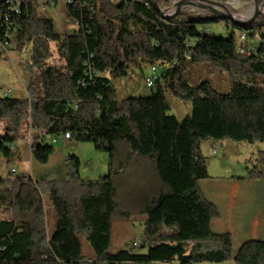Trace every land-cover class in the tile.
<instances>
[{"label": "trees", "instance_id": "1", "mask_svg": "<svg viewBox=\"0 0 264 264\" xmlns=\"http://www.w3.org/2000/svg\"><path fill=\"white\" fill-rule=\"evenodd\" d=\"M50 1H65L68 24L80 21L89 31L61 34L53 18L39 15L40 0H25L17 19V51L28 54L25 95L0 93V155L11 165L18 154L7 144L31 141L32 160L47 164L55 149L40 142L36 130L45 129L49 136L71 132L72 140L108 153L109 172L83 180L80 159L69 156L61 181L37 182L18 171L0 177V264H264V241H247L234 256L232 235L212 231L220 212L199 186L200 180L212 178L204 142L264 143V42L248 56L239 52L234 33L229 39L200 33L220 18L164 17L145 0L46 4ZM173 2L156 0L160 8ZM14 9H21V2H14ZM235 23L238 31L252 30L264 41L263 15L251 24ZM186 38L195 45L187 47ZM88 53L101 71L94 80L83 74ZM0 60H7L2 50ZM143 66L159 67L152 94L118 101L112 79ZM201 67L208 74L227 73L230 90L218 91L209 79H192L193 69ZM167 94L190 102L191 114L183 120L170 115ZM259 162L241 180H264V153ZM148 170L155 171L159 185H151ZM126 188L129 199H143L145 255L111 250L114 219L134 213L121 202ZM45 194L56 216L53 233ZM83 242L90 245L92 258Z\"/></svg>", "mask_w": 264, "mask_h": 264}, {"label": "rangeland", "instance_id": "2", "mask_svg": "<svg viewBox=\"0 0 264 264\" xmlns=\"http://www.w3.org/2000/svg\"><path fill=\"white\" fill-rule=\"evenodd\" d=\"M47 0H40L41 5H47ZM119 2L120 0H113ZM236 3L239 9H247L254 5L253 0H239ZM66 5L65 1H60L54 8H47L46 17L54 18L56 28L61 34H69L73 31V24H68L66 20ZM50 12V13H49ZM56 13V16H54ZM51 14V15H50ZM211 14V13H207ZM239 18V17H235ZM212 38L229 39L234 33L236 36L239 31L234 28L232 21L226 24L223 20L218 22H210ZM207 26L204 25L200 28L202 32L206 31ZM259 37L250 38V43L258 47L261 43ZM7 60H0V93L3 90H12L14 95H25L23 86L26 84V76L24 73V61L28 59L27 53H19L18 51L10 53V57L5 55ZM159 70V67H158ZM193 69L190 74L192 79L203 80L209 79L213 86L220 92H228L231 88L230 77L225 72L216 71L208 74L206 67ZM151 67L143 66L142 68L132 67L128 76L112 79V83L117 92L118 101L127 98H143L148 97L153 91L146 87V77L151 76ZM159 75V72H158ZM167 101L170 105V115H175L179 120H183L186 116L191 114L192 106L190 102L183 101L178 97L167 94ZM3 123H0V134L2 133ZM39 136L38 132L34 133ZM52 136L46 140L40 137L39 141L54 147V154L51 156L47 164H40L35 160L29 158L28 153L21 154L15 158L11 164H7L4 156L0 155V177H6L14 168L18 173H25L32 177L34 181H61L66 179L68 174L67 159L69 156H77L81 165L79 168L80 177L83 180H98L109 172V155L107 152L99 151L95 148L93 143L90 142H77L74 140H65L59 137L56 143H53ZM27 147L31 146L30 143ZM210 141L204 142L203 149L208 154L207 148ZM224 148L218 147L217 156L213 148L212 157L209 158V174L215 181L222 178L234 177L240 183V188L236 190L229 189L228 195L234 197L236 204V213L232 220V225L236 229L233 232L235 244L233 247V254L236 252L239 245V240L242 238H253L255 240L264 241V180L241 181L247 175V169L252 168L254 165H259V157L264 153V143H243L235 142L233 140L222 141ZM220 145V144H219ZM18 148V147H17ZM209 149V148H208ZM17 155V152H15ZM219 156V157H218ZM218 157V158H217ZM217 159V160H216ZM150 177L151 185H159V179L155 171H147ZM221 178V179H218ZM223 180V179H222ZM124 187V182H123ZM146 188V187H145ZM121 202L125 209L134 212L131 217H116L112 226V252L121 250L130 251L133 254L145 255L148 253L149 245L145 244L141 248H133V241L138 238L144 240L145 236V222L146 215L140 214L139 210L143 205L142 196L131 200L128 198L127 188L123 191ZM146 197V190H144ZM46 207L48 210V229L53 233L56 229V216L53 212L52 203L48 194H45ZM131 200V202L129 201ZM221 210L226 217V207H221ZM248 240V239H247ZM84 252L87 257H93V251L87 242H83ZM117 264H138L131 262H121ZM151 264H179L177 261L172 262H153ZM202 264H235L233 260L225 262H207Z\"/></svg>", "mask_w": 264, "mask_h": 264}, {"label": "built area", "instance_id": "3", "mask_svg": "<svg viewBox=\"0 0 264 264\" xmlns=\"http://www.w3.org/2000/svg\"><path fill=\"white\" fill-rule=\"evenodd\" d=\"M179 1H184L180 6L179 14H185L188 19H191V16H195V14H207V13H216V14H224L230 15L231 17H239V23H243L245 25L249 24L255 17L258 15L264 16V0H253L254 5L245 9H239V0H174L173 4L170 7L160 8L163 12V15H174L177 12V4ZM14 2H21V9H14ZM25 0H0V50H2L5 55L10 57V53L17 51L18 47V25L17 19L22 13V6ZM152 2H156V0H145V4L147 6H152ZM56 4L53 1H50L49 5H41L38 8V13L40 16L47 12V8H54ZM85 6L92 7V2H86ZM91 14H95V11L92 9ZM220 20H222L220 18ZM226 24L229 23L228 20H223ZM207 26L206 31L201 34L210 35L211 34V24H205ZM74 29L69 34L77 33L81 30L89 31L88 26L81 23L80 21H76L74 24ZM264 32V29H263ZM259 37V35H255L252 30L242 29L239 30V34L237 35L238 40V50L239 52L251 56L252 54L257 53L258 47L251 45L250 38ZM261 39V38H260ZM261 42H264L260 40ZM185 44L187 47H193L195 45V40L192 38H186ZM186 57H189L186 54ZM158 67H151L152 75L146 77V87L151 90L154 87V84L158 78ZM83 74L85 78H89L90 80H94L101 76V71L96 65L94 60V55L88 53L87 59L84 63ZM81 87L86 86V80H81L79 82ZM5 95L7 97L13 96L12 90H7ZM75 109H77V105H75ZM40 137L45 138L46 140L49 138L48 132L45 129L36 130ZM53 143H56L59 137L65 140H72L71 132H65L59 136H52ZM7 147L11 150V152L15 153L16 145L15 144H7ZM214 153H217L218 147L213 148ZM17 174L16 169H12L10 171V175L14 176ZM145 245L144 240H140L136 238L132 246L133 248H141Z\"/></svg>", "mask_w": 264, "mask_h": 264}, {"label": "crops", "instance_id": "4", "mask_svg": "<svg viewBox=\"0 0 264 264\" xmlns=\"http://www.w3.org/2000/svg\"><path fill=\"white\" fill-rule=\"evenodd\" d=\"M54 16H56V13H54ZM51 18H53L52 15H51ZM53 20H54V18H53ZM23 89L25 90V86H23ZM29 143L31 145V141H28V144ZM15 145H16V151L15 152H17V154L21 153V154L25 155L26 153H28L29 158L32 159L31 153H30L31 146L27 147L26 142L17 143ZM219 146L222 149L224 148L223 143L217 142V141H210L209 145H208L209 149L207 148L208 154H206L205 150L203 149L205 156L212 157L213 154H212V151L210 150V148L211 147L212 148L213 147H219ZM215 155L217 156L218 154L215 153ZM218 179H221V178H218ZM222 179L218 180V181H215L213 178L200 180L199 186H200L201 190L203 191V193L205 194L206 198L210 202L215 204L217 206L219 212H220V218L212 221V224H211L212 231L216 234L230 233L232 235L233 247H234L235 240H234L233 232L236 231V229L232 225V220H233V217L236 213V204H235V200H234L233 195L230 196V195H228V193L230 191L229 189H231V190L235 189L236 190L237 188H240L241 185H240V183L237 182V179L234 177H228V178H222ZM239 180H241V178ZM241 181H245V180H241ZM222 206L226 207V209H227L226 217H224V214L221 210ZM250 240H255V239H253V238H245V239L242 238V239H240L239 245L237 247L236 252L234 253V256L237 254L240 247L245 242L250 241Z\"/></svg>", "mask_w": 264, "mask_h": 264}, {"label": "water", "instance_id": "5", "mask_svg": "<svg viewBox=\"0 0 264 264\" xmlns=\"http://www.w3.org/2000/svg\"><path fill=\"white\" fill-rule=\"evenodd\" d=\"M183 2H184V1H179L178 4H177V12H176L174 15H169V16H167V15H163L162 10H161L160 7L156 4V2H152V5H153L154 8H156L157 11L160 12L164 17L174 18V17H176V16L179 15L180 6L182 5ZM218 15H219V14H218ZM219 16H220V18H221L222 20H228V21H232V22H233V19H232V17H231L230 15H224V14H221V15H219ZM255 18H256V17H255ZM255 18H254V19H255ZM254 19H253L251 22H249V24H251V23L254 21ZM235 24H237V25H239V26H244V25H245V24H243V23H235Z\"/></svg>", "mask_w": 264, "mask_h": 264}, {"label": "bare ground", "instance_id": "6", "mask_svg": "<svg viewBox=\"0 0 264 264\" xmlns=\"http://www.w3.org/2000/svg\"><path fill=\"white\" fill-rule=\"evenodd\" d=\"M219 15L216 14V13H211V14H195V16H193V17H197V18H209V19L211 18L212 19L214 17L220 18ZM232 19H233V22H238L239 23V18L237 19L235 17H232Z\"/></svg>", "mask_w": 264, "mask_h": 264}]
</instances>
